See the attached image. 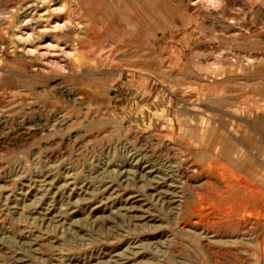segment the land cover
Listing matches in <instances>:
<instances>
[{
  "label": "rangeland",
  "instance_id": "rangeland-1",
  "mask_svg": "<svg viewBox=\"0 0 264 264\" xmlns=\"http://www.w3.org/2000/svg\"><path fill=\"white\" fill-rule=\"evenodd\" d=\"M229 175L264 194V0H0V264H264V212L190 210Z\"/></svg>",
  "mask_w": 264,
  "mask_h": 264
},
{
  "label": "bare ground",
  "instance_id": "bare-ground-1",
  "mask_svg": "<svg viewBox=\"0 0 264 264\" xmlns=\"http://www.w3.org/2000/svg\"><path fill=\"white\" fill-rule=\"evenodd\" d=\"M229 180H232L231 182L233 187H228V185L226 184V189L231 192L236 191L238 195H236L234 199H232V201H229V203L220 204L217 209H198L194 205H192L190 207V210L194 215H196L199 222L204 221L205 218H207L206 221L210 224H216L217 222H224L225 224L233 222L235 225L234 230H238V221L241 219V217L243 218L245 215L249 216L253 214L256 218H258L264 212L263 193L258 195L254 194V186L250 185L247 180L241 177L229 175ZM252 200L254 201L255 207L250 203V201ZM262 244L264 243L262 242Z\"/></svg>",
  "mask_w": 264,
  "mask_h": 264
}]
</instances>
